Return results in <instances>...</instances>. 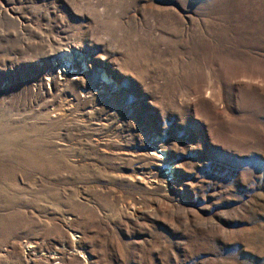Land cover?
<instances>
[{
  "label": "rangeland",
  "instance_id": "rangeland-1",
  "mask_svg": "<svg viewBox=\"0 0 264 264\" xmlns=\"http://www.w3.org/2000/svg\"><path fill=\"white\" fill-rule=\"evenodd\" d=\"M4 7L0 264H264V0Z\"/></svg>",
  "mask_w": 264,
  "mask_h": 264
},
{
  "label": "bare ground",
  "instance_id": "bare-ground-1",
  "mask_svg": "<svg viewBox=\"0 0 264 264\" xmlns=\"http://www.w3.org/2000/svg\"><path fill=\"white\" fill-rule=\"evenodd\" d=\"M5 9V7L2 9V10H0V15L3 13V12H5V14L7 13V11L6 10H4ZM9 9H11L10 7H9ZM77 53H78V49H77ZM78 55V54H77ZM71 56V55H70ZM64 57V56H63ZM65 63H67L68 61L67 60H63ZM79 64V63H78ZM66 65V68H65V70L66 69H68V66H67V64H65ZM77 67V66H76ZM64 69H62V71H63ZM66 72V71H65ZM102 84L104 83V84H106L107 82H101ZM107 85V84H106Z\"/></svg>",
  "mask_w": 264,
  "mask_h": 264
}]
</instances>
